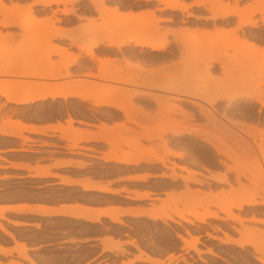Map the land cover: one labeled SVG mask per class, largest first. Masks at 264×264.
<instances>
[{
  "label": "rangeland",
  "instance_id": "obj_1",
  "mask_svg": "<svg viewBox=\"0 0 264 264\" xmlns=\"http://www.w3.org/2000/svg\"><path fill=\"white\" fill-rule=\"evenodd\" d=\"M31 1L32 0H2L7 6L17 4L21 8L27 7L28 4L30 5ZM226 1L232 3V0ZM257 1L258 0H242L238 4V8H256L259 5ZM102 2L109 8V10L115 9V14L117 15H122L119 14V12L138 13L145 12V10H152L159 19L158 28L160 34H163V31L166 33V30L170 32H179L186 27L189 31L188 36H190V34H193V32L197 30L203 31L202 28L204 26H206V28L211 26V22L204 25L203 21L196 20V18L208 15L201 7L198 9H191L190 12L193 14L192 17H186L179 12L169 13L167 11L156 10V8L162 7L156 5L154 1L150 2V6H146V3L140 0H103ZM54 7L55 6L46 8L40 13L34 12L35 8H32L30 14H22L16 19L21 21L24 17H27L28 19L32 17L36 20L35 23L33 22L34 24H31L33 27L31 34L25 39H23L22 31L19 29L0 28V65H2L3 62L5 63V61H11L15 62V65L18 66L19 70L26 68L30 71L29 73L38 72L42 74H56L59 71L62 73L61 69L63 68L62 66L64 62H61L60 57L51 52L52 47H56L59 50L64 49L71 54L72 52L73 54L77 53V49L76 47H71L67 40L56 39L59 35L66 34L72 39L76 38L82 44H88L92 41L93 37L101 33H114L118 29H124V31H129L130 33L136 32L132 27H129L130 24L127 23L126 19L116 18L115 16L114 19L104 21L101 18L102 13H95L92 10V7L87 4L86 0H79L77 3L72 4L73 15L70 16L71 20L69 21L64 20V18L67 17H64L61 14L63 10L62 5ZM38 8L43 9L41 7ZM69 8L70 6L66 4V9ZM52 16L53 19L50 18L51 21L53 20L54 22L56 18V22L53 23L54 25L51 24V26L58 27L59 29L56 30L59 31L53 33L56 38L51 34V37L46 39L45 36L48 35H45L47 33L46 28L50 30V23L46 26H42L40 23L43 22L42 19L45 21ZM258 18L259 16L257 15L256 19ZM215 35V38L208 40L212 42H219L222 40L219 33ZM6 36L8 37L7 39L19 37L21 41L18 42L19 44L15 47H8L5 45L7 39H3ZM168 38L170 40V45H168L167 52L156 57L140 53L139 49H132L131 47H125L120 50L114 48L106 50L103 49L104 45L100 44L97 49L93 50L95 57L108 59L112 62L111 65H108V69L117 66L121 74H123L122 77L124 79H128L129 77L137 78L132 82L136 83L135 85L128 84L127 86H123V90L129 93L130 100L122 103V105L130 109L129 118L141 120L140 125L133 124L128 119L120 118L117 115V112L113 109L93 106L94 110H91L95 118H98L101 122H107L106 125L110 123L112 124L111 126L108 125L107 131H103L104 136L102 139L108 145V151L106 154L113 149H115L114 154L116 156L121 155V153L125 151L132 154H141L149 149H153L155 154L164 159L163 167L158 163L147 162L143 156L142 159L140 157L141 160L139 159V163L145 161L144 164L149 170L148 173L156 175L158 180H161L158 184H149L151 186L149 189L150 191L154 193L163 192L164 194H160V196L164 195L165 197V199L161 201L160 206L154 208L164 209L169 217L178 224L168 221L167 225H164L162 223L149 221L148 223H144L140 230L142 232L149 231V236L153 237L154 245V241H158V244H156L155 247L170 252L169 255L171 254L170 256H172V259H169L170 263H177L179 258L182 262L179 264H258L253 259V256L256 254L252 247L239 249L234 245H226L222 242L225 241V236L233 240L242 238L243 228L248 229L251 233L254 232L256 234L255 236L264 239V225L249 220L252 217L258 220H264V207L261 205L254 208H244L240 212L242 220L241 224L236 221H220L213 219H208L204 225H197V223L194 222V225L201 229L198 234L203 235L207 233L214 238L209 241H207L206 237L199 238L195 244L198 254L187 250L184 243L178 244L177 240L173 238V233L175 232L178 235L180 234L186 242H189L190 237L184 234L185 230H188V232H191L193 235V232L196 229L192 225H187L185 222L179 220L176 216L177 213L183 212V217L192 221L193 218L189 216L190 213H204L205 209H208L209 212H216L218 215H221L219 209L216 207L217 205L229 203L241 191H252L255 183L257 184V181L260 178V172L264 169L263 159L261 157H244L245 155L243 153L245 151L244 149H246L243 147L244 144L236 142L237 146L233 148L231 141H229L227 134L223 130V127L225 126V123L229 124L230 126H228V130L233 132H236L242 126L264 128L261 125V123L264 122V110H261V113L257 114L256 109L253 115H249V110L247 109L225 111L218 108V111L216 110L217 115L211 118L210 121L206 116L198 114L196 107L191 108V105L190 107H187L183 102L172 99L169 96V92H167L168 89L187 84L191 93L202 94L207 88H209L213 80L215 82V80L223 78V75L219 70H212V73H210V79H208V77L201 72L202 65L198 63V60L203 57L200 52L203 50V45L200 44V39H194V42L192 41V43L188 45L192 48L191 51L193 54L181 58L178 53L179 47L175 42V38L173 35H169ZM205 46L209 47L208 45ZM198 50L200 51L198 52ZM231 53L232 51L229 50L225 54ZM81 55L84 56L83 54ZM179 64L185 65L186 68H188L189 73L185 76L172 73H166L163 75L161 73V70L170 69ZM96 66H98L97 62L92 61L89 63L86 60L82 67L79 68L78 66H75L71 68L70 71L81 76L89 71L94 73L95 69L98 68ZM159 73H161V75ZM80 76H71L60 79H36L2 73L0 74V83L4 80L15 82L18 84L14 86V89L16 90L25 89L27 87L38 88L49 84L68 86L74 85L78 80H82ZM85 80L87 81L86 85L79 88V90L83 92H92L93 94H96L100 90L113 89L116 87L111 81H103L96 78H85ZM148 96L155 101L150 100ZM82 101L79 99H55L54 101L44 99L35 102L34 104L15 106L12 103L6 102V100L0 96V122L6 119H17L21 121L26 120L29 117L62 119L65 114H69L70 118H79L81 120H86L87 122H89L88 119L90 117L93 121L95 119L93 116L89 115V117H85V114L87 115V113L84 106L88 103ZM174 107L182 108L190 127H207V129H211L213 133V135L209 137L211 141L220 145L227 144L232 147L233 151L231 152V158L216 154L209 146L192 138L188 134L180 137H172L170 134H166L159 140H147L142 138L141 135H144V132L147 130H150V132L148 131L150 134L151 132H156L162 126V123L154 118V114L156 113H160L163 116L168 115L175 120H180L182 118L180 114L171 113ZM205 108L206 110H209L207 106H205ZM235 114H237V116H235ZM61 136L68 141L69 149H78L81 140L76 143L75 147H72L68 136L64 133H61ZM22 138H24L23 142H30L28 137ZM79 139L81 138L79 137ZM254 139L256 143L259 142L257 136H255ZM251 140L252 138L249 137L246 141H248L250 145H253ZM163 141L167 142L169 150L174 153L182 154V158H177L168 154L166 155L165 153H163V155ZM83 150L94 152V150L90 148H83ZM217 160H222L228 167H239L249 179H240V185H238L235 180V174L233 172L227 173L226 168L217 163ZM173 166H175V168H173ZM179 167H184L188 171H195L207 176H210L207 172H211L210 174H213L214 176L217 174H225L228 183L217 185L212 180L203 179L204 177L197 176L196 179L204 180L205 183H203L201 187L189 184L187 185L188 188L191 190L199 189L204 192V194L207 192V189H210L216 194V197H209L210 200H208L209 198L205 196L208 192L205 195L200 192L197 197H192L190 193L184 190V185L181 181L178 179H170L172 173L176 176H187L186 172L178 169ZM161 175H164L165 178H160L159 176ZM171 195H174V198ZM255 199L258 202H263L264 195H259ZM214 204H216V206ZM232 212L237 214V211L234 209ZM0 226L1 230H3L2 225ZM247 237L248 236H245V238ZM209 252L211 253L210 255L207 254ZM178 254L181 256L177 257Z\"/></svg>",
  "mask_w": 264,
  "mask_h": 264
},
{
  "label": "bare ground",
  "instance_id": "obj_2",
  "mask_svg": "<svg viewBox=\"0 0 264 264\" xmlns=\"http://www.w3.org/2000/svg\"><path fill=\"white\" fill-rule=\"evenodd\" d=\"M79 0H32L30 5L27 7L21 8L17 4H11L7 6L0 0V28H16L22 31V37L25 39L32 32V25L36 22L32 17L29 19L24 17L21 21L16 20L22 14H30L31 9L35 7H41L43 9H35L34 12L40 13L44 9L58 5L63 6L61 14L64 17L73 15L72 4L77 3ZM103 0H86L87 4L92 7L94 12L99 14L102 13L101 18L104 21H108L116 18L126 19L127 23L130 24L129 27H132L136 32L130 33L129 31H124L118 29L114 33H101L93 37L92 41L88 44H82L79 40L70 38L69 35H59L58 38L54 36L55 31H59L58 27H54L52 17L47 18L45 21L40 24L46 26L47 24L50 28H46V39H49L51 34L54 38L60 40H67L71 47H76L77 53L72 52L68 53L67 51L59 50L56 47H52V53L60 57V61L64 62L62 73L57 72L56 74H42V73H29L30 71L26 68L18 69V66L15 65V62L5 61L0 65V74L6 69L5 73L15 74L20 77L27 78H36V79H60L68 78L73 76L70 69L76 65H82V57L80 54H84L88 60L95 61L98 63V68H96L97 73L88 72L82 75V80H78L74 85L60 86V85H45L38 88L27 87L25 89L16 90L14 86L18 85L12 81H2L0 83V96L3 97L6 102L12 103L15 105H27L33 104L44 99H50L54 101L55 99H80L84 101H92L95 106L105 107L113 109L117 112V115L123 119L130 120L133 124L140 125L141 120L135 118H129L130 109L122 105L130 100V95L127 91L123 90V86L128 84L135 85L132 83L137 78L131 77L133 79L122 77L123 74L119 71L118 67H113L108 69V65H111L112 62L108 59H102L95 57L93 50L98 47V45L103 44V49H116L120 50L125 47H131L132 49H139L140 53L151 55V56H161L163 53L167 52L168 45H170L169 35H173L175 42L178 44V53L181 58L188 57L193 52L191 51L188 45L192 43L194 39L198 40L201 45H203V50H198L202 54V58L198 60V63L202 65L201 72L204 73L208 79H210V73L213 71H220L223 75V78L214 80L211 82L209 88H207L202 94H194L189 91L187 84L176 86L173 89H168L169 96L177 101L183 102L187 107L191 105V108H197V113L206 116L208 120L211 121V118L217 115L218 108L225 111L233 110L237 111L238 109H247L249 110V115H253L255 110L256 113H261V110H264V0H258V7L248 9L243 8L239 9L238 4L242 0H232V3H229L226 0H198V1H189V0H140L146 3V6H150V2L154 1L156 5L161 6L162 8H156V10L167 11L169 13L179 12L186 17H192L191 9L203 8L204 11L208 14L207 16L196 18L198 21H203V24L206 25L208 22H211V26H204L203 31H195L193 34L188 36V28H183L179 32H170L166 30L163 34L159 33L158 21L159 19L152 10H145V12L131 13L117 15L115 14V9L109 10V8L102 2ZM66 4L70 6L69 9H66ZM54 7V8H55ZM259 16L256 19V16ZM51 18V19H50ZM69 19V18H68ZM58 20V19H57ZM34 22V23H33ZM58 22V21H57ZM45 24V25H44ZM57 24V23H56ZM128 27V26H127ZM49 30V31H48ZM56 32V33H57ZM170 32V33H169ZM222 37V40L219 42H212L208 39H213L216 37L215 34H218ZM192 35V36H191ZM48 37V38H47ZM4 37L3 39H6ZM52 38V39H54ZM194 42V41H193ZM208 45L209 47H206ZM205 49V50H204ZM231 50V54H225L227 51ZM91 69V68H90ZM88 69V70H90ZM19 70V71H18ZM161 73L164 75L166 73H172L175 75L185 76L189 73L188 68L185 65L179 64L170 69L161 70ZM161 73H159L161 75ZM86 79H98L103 81H111L116 87L113 89H103L98 91L96 94L92 92H83L79 88L86 85ZM4 87V88H3ZM149 97V96H148ZM150 100L155 101L153 98L149 97ZM205 106L209 110H206ZM216 107V108H214ZM217 110V111H216ZM171 113H177L181 115L180 120H175L171 116H163L160 113L154 114L155 120L162 123V126L156 131L151 132L147 130L144 132V135H141L142 138L147 140H159L162 139L163 135L170 134L172 137H180L188 134L192 138L201 141L202 143L209 146L213 152L224 156L226 158H231V152L233 151L232 147L235 148L236 142L243 143L246 149H244V157H261L264 161V128H253V127H244L242 126L236 132L228 130L229 124L225 123L223 130L227 134L229 141L232 143V147L226 145H220L214 143L210 140L209 137L213 135L211 129L207 127L193 128L190 127L186 115L183 113L182 108L174 107ZM200 116V115H199ZM234 116V115H233ZM232 116V117H233ZM237 116V114H235ZM186 117V118H185ZM209 122V121H208ZM71 120L67 122V127H61L60 132L64 133L70 139L72 147L76 146V143L82 139H79L78 132L70 128ZM264 127V122L261 123ZM32 129L24 126L19 121H11L9 119L2 120L0 124V135L1 136H15L17 138H22V132H28ZM68 130V131H66ZM102 132L107 131L108 127L102 125ZM255 136L258 137L259 142H255ZM252 138L253 145L248 143V138ZM163 151L162 154L172 155L177 158H182V154L174 153L169 150L167 142L163 141ZM117 149V148H116ZM113 149L108 154L104 155V160L112 161L116 164H138L142 159V156L145 157L147 162L158 163L162 167L164 166V159L155 154L153 149H149L141 154H132L130 152H122L121 155L116 156ZM164 155V154H163ZM141 157V159H140ZM140 159V160H139ZM217 163L223 165L226 168V172H233L235 174V180L238 185H240V179H249L244 172L239 167H228L225 162L222 160H217ZM175 168V166H173ZM180 171L187 173V176H176L174 173L170 176L171 180L178 179L184 185V190L191 194L192 197H197L200 192L199 189L191 190L187 185L193 184L201 187L204 180L196 179V177H204L203 179L212 180L217 185L222 183H228L225 174H210V176L195 172L188 171L184 167L178 168ZM174 170V169H172ZM217 173V172H215ZM40 176L48 175L47 172L38 173ZM150 176V175H148ZM148 176H139L128 178L129 180H144ZM160 178H165L164 175L159 176ZM84 191L92 190L94 186L90 183L82 185ZM205 196L208 198H215L216 194L212 190L208 191ZM99 193L114 194L115 191L102 187L98 190ZM152 192L147 191L142 194H137L139 199H150ZM259 195H264V169L260 172V178L257 181V184L253 186L252 191H241L236 197L229 203L223 205L214 204L218 209L221 215H218L216 212H209L208 209L204 210V213L192 212L189 216L193 218V221L183 217V212L177 213V218L187 225H192L195 229L192 235L191 232L185 230V235L190 237V241L186 242L180 234L173 233L175 238L181 243H184L186 249L198 254L196 249V242L201 237H206L207 241L214 239L209 234H198L201 229L194 225V222L197 225H204L208 219L220 220V221H236L241 224L240 212L244 208H254L258 205L264 207V201L258 202L255 198ZM174 198V195H171ZM206 197V198H207ZM210 198L208 200H210ZM213 205V206H214ZM208 206V205H207ZM212 206V204H211ZM214 206V207H215ZM209 207V206H208ZM206 207V208H208ZM237 211V214H234L232 210ZM102 214H105L104 212ZM107 214V213H106ZM117 213L111 209V212L107 214L110 220L114 223H118ZM133 217H146L151 221H160L162 224L167 225L168 221L178 224L173 221L171 217L165 212L164 209H155L151 208L149 210H143ZM0 219H2V213L0 210ZM251 222L261 223L264 225V220H258L255 218L249 219ZM1 228V226H0ZM200 233V232H199ZM196 234V235H195ZM244 235V236H243ZM253 232H249L248 229L243 228L242 238L233 240L225 236V241L222 242L226 245H234L239 249L244 247H252L255 251L253 259L258 264H264V252H263V238L255 236ZM245 236H248L245 238ZM18 254L24 253V248L19 247L17 249ZM207 254H211L210 252ZM172 259V256L168 257ZM145 261L153 263L149 258H145ZM155 264H158L154 262Z\"/></svg>",
  "mask_w": 264,
  "mask_h": 264
},
{
  "label": "crops",
  "instance_id": "obj_3",
  "mask_svg": "<svg viewBox=\"0 0 264 264\" xmlns=\"http://www.w3.org/2000/svg\"><path fill=\"white\" fill-rule=\"evenodd\" d=\"M70 16L64 20H71ZM20 41L19 37L9 38L5 45L15 47ZM80 56L82 65L86 60L92 62ZM82 102L88 103L85 117H94L91 110L97 106ZM69 119L70 128L82 139L76 150L68 148V141L60 133L61 127L69 128ZM88 120L70 118L69 114L62 119H14L11 121L32 129L22 132L30 142L0 135V264L182 263L179 258L177 263H170V252L155 247L158 241L154 245L149 231L140 230L151 220L132 216L160 206L165 199L160 196L163 192L151 191L149 200L139 199L137 194L150 191L149 184L161 180L148 173L145 161L126 165L104 160L108 145L102 139L101 127L112 124L98 118ZM41 172L48 175H38ZM145 175L150 176L143 181L128 179ZM87 183L94 188L84 191L82 185ZM102 187L115 193H99ZM111 209L118 214V223L107 216ZM177 243L181 244L179 240ZM19 247L24 248L23 254L17 253ZM146 257L154 262L145 261Z\"/></svg>",
  "mask_w": 264,
  "mask_h": 264
}]
</instances>
